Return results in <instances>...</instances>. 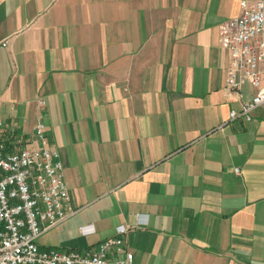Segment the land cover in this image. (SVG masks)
Instances as JSON below:
<instances>
[{"label":"crops","instance_id":"obj_1","mask_svg":"<svg viewBox=\"0 0 264 264\" xmlns=\"http://www.w3.org/2000/svg\"><path fill=\"white\" fill-rule=\"evenodd\" d=\"M243 1L0 0V141L43 123L73 212L41 249L125 226L133 264H264V105L225 95Z\"/></svg>","mask_w":264,"mask_h":264},{"label":"built area","instance_id":"obj_2","mask_svg":"<svg viewBox=\"0 0 264 264\" xmlns=\"http://www.w3.org/2000/svg\"><path fill=\"white\" fill-rule=\"evenodd\" d=\"M242 10L221 26L222 46L230 53L225 95L241 102L240 111L230 113L232 122L252 121L264 105V0H245ZM248 88L252 95L245 99ZM35 136L38 144L19 152L0 141V264H133L125 226L93 249L40 248L43 233L73 212L66 209L70 196L60 153L47 147L43 123Z\"/></svg>","mask_w":264,"mask_h":264}]
</instances>
